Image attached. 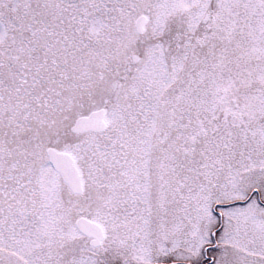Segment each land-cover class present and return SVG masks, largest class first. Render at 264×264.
Listing matches in <instances>:
<instances>
[{
	"label": "snow or ice",
	"instance_id": "1",
	"mask_svg": "<svg viewBox=\"0 0 264 264\" xmlns=\"http://www.w3.org/2000/svg\"><path fill=\"white\" fill-rule=\"evenodd\" d=\"M0 264H264V0H0Z\"/></svg>",
	"mask_w": 264,
	"mask_h": 264
}]
</instances>
